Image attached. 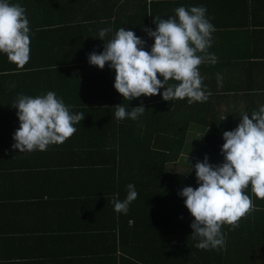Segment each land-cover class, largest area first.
<instances>
[{"label":"trees","instance_id":"obj_1","mask_svg":"<svg viewBox=\"0 0 264 264\" xmlns=\"http://www.w3.org/2000/svg\"><path fill=\"white\" fill-rule=\"evenodd\" d=\"M142 2L133 0L135 6L130 9L133 18L147 14ZM134 26L137 36L146 42L144 50L150 52L154 38L146 34L142 23ZM141 30L144 36L140 35ZM88 57H81L78 63L86 64L88 69L94 67V73L80 76V69L61 74L43 73L42 82L47 86L41 89L42 95L52 91L63 99L71 114L85 116L74 125L77 130L69 139L51 145L59 148L49 153L59 160L53 171L60 178L52 184L45 181L43 190L49 198L46 205L62 206L66 200V207L78 221L71 227L74 242L69 255L72 254L73 261L264 264V200L252 196L250 186L246 194L253 200V209L235 230L227 225L222 228L225 246L220 250L195 247L198 238L191 236L194 217L185 206V198L179 195L186 186H199L195 167L183 166L186 168L181 170L175 165L189 154L186 141L199 124L204 123L203 127L208 128L206 137L222 128L214 119L198 116L203 103L189 104L187 98L165 101L164 89L160 95L124 100L114 87L115 70L107 64L103 69L91 65ZM121 104L128 112L138 106L146 110L137 120H117L114 106ZM12 153L15 152H0V157L9 160L11 157L6 155ZM223 162L222 152L213 150L209 163ZM130 183L135 186L137 199L129 205L127 214L117 213L112 200L115 197L123 201Z\"/></svg>","mask_w":264,"mask_h":264},{"label":"crops","instance_id":"obj_2","mask_svg":"<svg viewBox=\"0 0 264 264\" xmlns=\"http://www.w3.org/2000/svg\"><path fill=\"white\" fill-rule=\"evenodd\" d=\"M142 1L147 14L133 18V0H8L26 9L30 59L20 68L0 53V152H15L6 155L9 160L0 157V264L81 263L69 255L74 242L71 227L78 221L66 200L62 206L46 205L49 198L43 191L45 181L52 184L60 178L53 171L59 160L49 153L59 148L49 145L46 151H33L36 154L14 150L13 136L20 121L12 103L20 94L41 96V89L47 86L42 82L43 73L76 69L80 76L94 73V67L88 69L78 61L104 51L100 29H111L104 38L107 43L122 27L137 35L136 23L154 31V18L167 19L178 7L207 9L206 16L215 27L208 52L217 59L214 64L199 66L208 99L202 102L198 116L210 117L222 128L207 137L204 123L194 128L186 141L189 154L175 165L181 170H185L183 166L194 168L197 161L211 157L213 150L222 152L223 132L234 130L243 114L251 115L264 106V0ZM140 35L144 36L142 30Z\"/></svg>","mask_w":264,"mask_h":264},{"label":"clouds","instance_id":"obj_3","mask_svg":"<svg viewBox=\"0 0 264 264\" xmlns=\"http://www.w3.org/2000/svg\"><path fill=\"white\" fill-rule=\"evenodd\" d=\"M206 12L204 6L190 9L181 6L167 19L155 17L156 29H145L154 38L150 52L144 50L146 42L132 30L122 27L105 43L111 29H100L98 35L104 41V51L90 53L89 63L100 69L107 64L115 70L114 87L124 100L160 95L164 89L165 101L187 98L189 104L205 102L208 94L199 66L205 62L214 64L217 59L208 52L215 27ZM29 34L26 9L0 0V53L20 68L30 59ZM12 107L18 109L20 121L12 148L21 153L46 151L49 145L63 144L76 132L74 125L85 119L83 113L71 114L63 99L52 91L37 97L20 94ZM114 107L117 120H137L146 110L138 106L128 112L123 104ZM241 118L234 130L223 132L224 162L213 165L205 156L203 162L195 164L199 186H186L179 193L194 217L191 236L198 238L195 247L201 250L222 249L225 246L222 228L227 225L235 230L252 211L253 200L246 194L249 186L252 196L264 200V106ZM127 189L123 201L115 197L112 200L117 213L127 214L129 205L137 199L134 184H128Z\"/></svg>","mask_w":264,"mask_h":264}]
</instances>
